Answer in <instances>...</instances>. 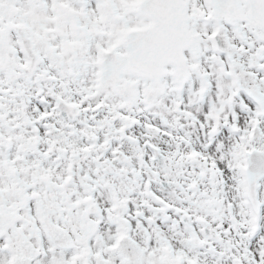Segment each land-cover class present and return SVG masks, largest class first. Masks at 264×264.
Segmentation results:
<instances>
[{
	"label": "snow or ice",
	"instance_id": "6c2138e0",
	"mask_svg": "<svg viewBox=\"0 0 264 264\" xmlns=\"http://www.w3.org/2000/svg\"><path fill=\"white\" fill-rule=\"evenodd\" d=\"M0 264H264V0H0Z\"/></svg>",
	"mask_w": 264,
	"mask_h": 264
}]
</instances>
